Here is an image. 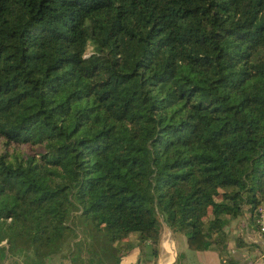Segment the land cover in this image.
<instances>
[{
	"label": "trees",
	"instance_id": "1",
	"mask_svg": "<svg viewBox=\"0 0 264 264\" xmlns=\"http://www.w3.org/2000/svg\"><path fill=\"white\" fill-rule=\"evenodd\" d=\"M263 199L264 0H0V264L75 216L238 264Z\"/></svg>",
	"mask_w": 264,
	"mask_h": 264
},
{
	"label": "rangeland",
	"instance_id": "2",
	"mask_svg": "<svg viewBox=\"0 0 264 264\" xmlns=\"http://www.w3.org/2000/svg\"><path fill=\"white\" fill-rule=\"evenodd\" d=\"M160 230L161 246L164 247L167 243V247L170 248L172 245L173 251L168 254L174 255V243L170 241L169 229L161 223ZM174 234V239L185 238L183 233ZM177 244L179 247L182 244L181 240H178ZM1 245H5V242ZM142 248L146 260L149 249L146 245ZM114 249L115 245L109 242L103 230H96L85 218L75 216L70 220V228L63 231L61 237H53L47 245L11 243V248L6 249L4 264H110L113 262ZM180 262L179 257L177 263L181 264Z\"/></svg>",
	"mask_w": 264,
	"mask_h": 264
},
{
	"label": "crops",
	"instance_id": "3",
	"mask_svg": "<svg viewBox=\"0 0 264 264\" xmlns=\"http://www.w3.org/2000/svg\"><path fill=\"white\" fill-rule=\"evenodd\" d=\"M228 231L232 238L237 235H241L245 241L253 243L254 245L248 250H240L233 248L234 240H230V246L233 248L230 252L238 264H264V238L259 234L256 225L250 222L247 214L232 220L228 226ZM170 233V241L174 243V255L171 254L169 256L168 254V252L173 251L172 245L169 248L167 247V243H165V246L167 247V249H165V246L163 247L160 244L159 256L155 264H178L177 262L179 257L181 264H223L217 252L190 250L186 244L185 238L181 237L180 239H174L175 234L171 231ZM126 240H129L133 248L129 253L121 256L120 264H136L140 254L138 242L133 235ZM178 240H181L182 242L179 247L177 244ZM169 259L170 262H168ZM149 264L154 263L151 262Z\"/></svg>",
	"mask_w": 264,
	"mask_h": 264
},
{
	"label": "built area",
	"instance_id": "4",
	"mask_svg": "<svg viewBox=\"0 0 264 264\" xmlns=\"http://www.w3.org/2000/svg\"><path fill=\"white\" fill-rule=\"evenodd\" d=\"M255 224L259 234L264 238V199L258 207Z\"/></svg>",
	"mask_w": 264,
	"mask_h": 264
},
{
	"label": "water",
	"instance_id": "5",
	"mask_svg": "<svg viewBox=\"0 0 264 264\" xmlns=\"http://www.w3.org/2000/svg\"><path fill=\"white\" fill-rule=\"evenodd\" d=\"M141 256L138 257L136 264H141Z\"/></svg>",
	"mask_w": 264,
	"mask_h": 264
}]
</instances>
